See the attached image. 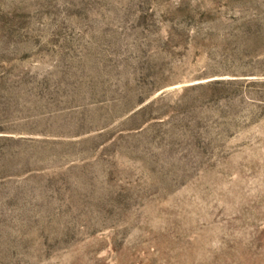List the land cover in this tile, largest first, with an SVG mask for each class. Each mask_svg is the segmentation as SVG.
Masks as SVG:
<instances>
[{"label": "rangeland", "instance_id": "obj_1", "mask_svg": "<svg viewBox=\"0 0 264 264\" xmlns=\"http://www.w3.org/2000/svg\"><path fill=\"white\" fill-rule=\"evenodd\" d=\"M0 264H264V0H0Z\"/></svg>", "mask_w": 264, "mask_h": 264}]
</instances>
